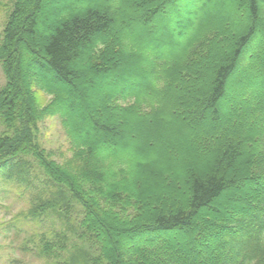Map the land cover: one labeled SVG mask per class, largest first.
<instances>
[{"label": "trees", "instance_id": "obj_1", "mask_svg": "<svg viewBox=\"0 0 264 264\" xmlns=\"http://www.w3.org/2000/svg\"><path fill=\"white\" fill-rule=\"evenodd\" d=\"M90 1L71 13L62 0L54 21L45 17V0H11L0 35V180L30 184L31 169H40L57 190L38 194L26 217L38 221L49 209L70 232L40 233V254L53 256L50 264H264V0H235L248 17L233 34L211 28L198 40L201 31L184 33L167 52L162 44L125 39L148 59L136 84L118 72L129 69L125 57L133 55L109 33L117 20L131 22L142 10L148 22L174 0H128L116 13L106 0ZM217 3L221 12L224 4ZM108 77L114 82L102 110L91 105L90 127L77 128L73 98L86 102V89ZM80 83L87 87L68 88ZM36 89L51 96L42 107ZM231 94L247 129L236 115L223 117ZM54 115L71 151L62 162L33 133L38 121ZM177 136L173 154L183 150L185 161L171 169L164 162L163 177L154 168L162 155L147 162L140 151L147 141L168 147ZM238 185L249 193L231 194ZM207 232L214 233L208 244ZM203 250L210 256L201 258Z\"/></svg>", "mask_w": 264, "mask_h": 264}, {"label": "rangeland", "instance_id": "obj_2", "mask_svg": "<svg viewBox=\"0 0 264 264\" xmlns=\"http://www.w3.org/2000/svg\"><path fill=\"white\" fill-rule=\"evenodd\" d=\"M61 1L62 0H45V2H42L43 8L45 10V17L47 19H51L54 21L58 20L57 15L59 11L56 7L57 4ZM214 1L216 0H174L172 1V3H170L171 5L167 6L165 11L159 14H155L154 18L148 22H146V16L142 12V10L135 14L136 18L132 19L131 22H129L128 20L126 23H124V21L121 22L117 20L118 24L114 26V30L110 31L109 35L116 36L122 44L123 51H125V53L129 52L131 55H133L125 57L129 65H131L129 66V69L118 71L121 74V77H125V79H127L128 81L134 82L133 84H136L137 81L139 82L144 77L143 72H140L141 75H139L138 72L146 66L148 61V59L144 60V58H141V55H136L137 52L132 48L131 44L127 40H125L127 38L144 42L147 45L157 43L158 45H160L159 47L164 46V49H162L163 52H167L170 49L168 45L175 44V39L181 40L185 35L184 33H187L188 36L194 34L199 30L201 31V33L195 35L196 38L199 37V40L204 37L207 32L209 33V30L211 28L218 30L221 29L228 34H233L235 32L236 26L245 23L248 14L247 12L235 7V0H218L223 2L224 4L223 10L226 9L224 11L222 10L221 12L220 7L217 5L218 1L216 3H214ZM93 2L95 3V1ZM127 2L128 0H106L105 3L107 5L105 6H107V9H111L112 12L116 13L118 11L120 12L121 8L122 10L125 9V5L127 4ZM10 3L11 0H0V35L2 32V25L7 13L6 7L9 6ZM63 3L65 5H67L68 3L71 4H68V6L63 5L64 9L71 7V13L78 12L85 6H91L90 0H63ZM173 12L177 14V18H175ZM207 12H210L209 19H206V16H202L206 15ZM175 21H178L179 25H182L185 29L179 30L178 28H176ZM199 21H202V23L200 24ZM42 22H44L43 19ZM103 38L106 39L104 36ZM146 44L143 45L145 46ZM161 44L163 46H161ZM223 45H225V40L219 44V46L221 47V51L225 52L227 48L225 49ZM91 51V57H93L94 54L98 52V49L95 47L94 49L92 48ZM144 53L147 54L148 52H146V50H143L141 54ZM135 61L138 62H136L137 66L135 65ZM80 64L82 65V62H80ZM41 70L45 73L47 72V69L45 67H41ZM28 71L30 72L29 69ZM137 74L140 77L139 79H136ZM51 81L52 78L49 80V82L51 83ZM4 82L5 77L0 66V86H2ZM113 82L114 81L112 77H108L106 80L97 82L96 90L93 88H87L86 96L88 97V99L86 100V102L78 101L77 103V99L73 98V101H75L74 105L79 108V112L76 118V126H78L77 128L88 129L90 127L88 116L90 114L91 105L96 104L97 106L100 104L99 107H97V110H102L101 104L103 98L109 92V89L113 85ZM76 85L75 87L74 85H72L73 87L68 86V88L71 87L74 90L84 86L87 87L86 83H80L78 86ZM60 89L67 90V87L63 86ZM35 94L36 101L41 107L47 104L51 98L49 94H46L41 90L36 89ZM229 96L230 99L225 101L222 105V108L224 110L223 117L226 118L228 115H236V119L234 120L235 123L240 124L245 127V129H247V126H250V123L245 122V120L236 113L237 110H234L232 108L233 104L235 105L237 96H234L232 94ZM69 100L67 99V103ZM118 102H121V100H118ZM69 106L70 105H68V108L70 109L71 107ZM107 113L117 124H126V120L124 118L121 117L123 121L122 123L116 120V117L113 115V113L108 110ZM158 120L161 121V123H164V125L169 124L170 121L169 119H165L163 117H159ZM2 127L3 125L0 122V130L2 129ZM63 131L64 130L61 125V119L58 115L49 116L42 119L41 121H38L33 129L35 142L38 143V145L40 144L39 146L48 151L51 155L50 157L58 162L68 160V158L71 156L69 142ZM179 137L180 136H177L173 140L169 139L168 147L166 146L165 148L161 145H157L159 143L153 145L147 141V148H142L140 151V154L147 160V162H151L152 160L157 158V155H162V160H157L154 168L158 169L159 175L163 177L166 176L161 171L164 162L168 163L167 166L171 169L175 168L176 165L178 166L179 163L185 161V152L183 150H180L178 156L176 154H173L174 144H170L174 140L176 142L180 141ZM186 138L188 145L191 146V136H188L186 134ZM194 152L196 153V151ZM168 159H172L171 162H168ZM31 171L32 172H30L28 176L30 184H18L13 179L8 184H5L2 183V180H0V264H50V262L55 258L53 256L50 258H46L40 254V233L44 231L50 234L54 232L64 231L65 234L70 235V232L66 230L64 218L49 209H46L44 212H40V214L38 215L40 216L38 221H33L32 219L26 217L29 209L34 206V202H36V196L38 194L41 195L43 191L57 190L54 185H52L50 182H48V180L45 179L46 177L41 173L42 171L40 169L35 168L31 169ZM169 183H171V185H174L176 188H180V185L174 184L172 181L170 182V180ZM251 186L253 187L254 185ZM255 187H258V190L260 188L259 186ZM245 190L246 189H244L243 185H238L235 187V189L231 190L230 193L238 197L239 195H242L243 197L245 196L246 192L249 193V191L245 192ZM231 196L227 201L229 203L236 204L237 200H234L233 198L231 199ZM72 207L77 211L79 209L78 205L74 203ZM70 212L72 214L71 209ZM205 220L207 221L208 219L206 218ZM198 224L199 221L196 222V226ZM107 235H110L109 231H107ZM185 235L186 234H183V236ZM176 236L178 237L177 234ZM213 236L214 233L207 232L203 238V241L208 244V241H210ZM179 238H182V240H184V237L182 236H180ZM201 240H199V242ZM199 253L201 255V258L210 256V253L206 250H203Z\"/></svg>", "mask_w": 264, "mask_h": 264}]
</instances>
